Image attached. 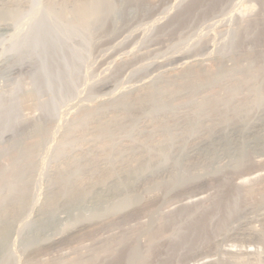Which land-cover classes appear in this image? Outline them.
Masks as SVG:
<instances>
[{"label": "rangeland", "instance_id": "rangeland-1", "mask_svg": "<svg viewBox=\"0 0 264 264\" xmlns=\"http://www.w3.org/2000/svg\"><path fill=\"white\" fill-rule=\"evenodd\" d=\"M262 109L264 0H0V264H264V156L183 157ZM147 161L176 168L88 203Z\"/></svg>", "mask_w": 264, "mask_h": 264}, {"label": "bare ground", "instance_id": "bare-ground-1", "mask_svg": "<svg viewBox=\"0 0 264 264\" xmlns=\"http://www.w3.org/2000/svg\"><path fill=\"white\" fill-rule=\"evenodd\" d=\"M194 90H196L195 87ZM145 104L146 102L140 103L141 106H144ZM150 109L156 111L159 109V106L153 104L150 105ZM180 156L181 154H179L176 158H179ZM262 156H264V109H262L260 116H258L254 121L250 122L248 126L236 127L232 124L231 126L220 129H217L214 126L211 127L206 137L202 136L199 141L193 144L183 154V157L188 160H204L205 163H208L207 165H209L207 167L213 165L215 168L221 167L225 169L231 166L235 167V165L239 164L249 165L254 161L256 162V158ZM222 161H225V163L220 164ZM147 162L145 164H141L138 169H129L124 172L122 176L119 175L116 179L110 181L108 184H103L104 187L100 191L90 195L91 197H89L88 203H106L114 196L123 194L128 189L132 188L135 190L136 188L139 189L141 186L143 188L146 187V180L148 178L143 176L142 173H144V170H149L151 174H154L157 171V173L170 172L176 168L175 164H161L160 161L153 164H149V161ZM201 178L204 179L202 176L193 179H183L182 177L178 176L176 172V174L173 175V179L170 181L172 186L171 189L173 191H180L199 182ZM238 183L240 182L238 181ZM59 198L53 197L52 200H50L53 209L50 208L47 210L46 214L48 216H55L56 205L62 210L61 213H66L74 209H78L80 205L84 204V202L87 204V201L82 194L70 193L63 201H61ZM130 200H134V202L131 203L132 209H134L131 211L138 209L142 203V199L139 194L133 196L130 198ZM11 237V226L9 224L2 227L0 226V252L6 247V243ZM52 239H54V237Z\"/></svg>", "mask_w": 264, "mask_h": 264}]
</instances>
